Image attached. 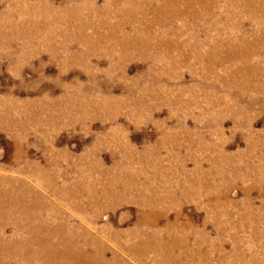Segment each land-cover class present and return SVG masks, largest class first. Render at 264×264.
Instances as JSON below:
<instances>
[{"label":"rangeland","instance_id":"374dc122","mask_svg":"<svg viewBox=\"0 0 264 264\" xmlns=\"http://www.w3.org/2000/svg\"><path fill=\"white\" fill-rule=\"evenodd\" d=\"M116 174L136 187L97 217L79 192L96 227L150 196L213 264L264 256V0H0V181Z\"/></svg>","mask_w":264,"mask_h":264},{"label":"bare ground","instance_id":"6f19581e","mask_svg":"<svg viewBox=\"0 0 264 264\" xmlns=\"http://www.w3.org/2000/svg\"><path fill=\"white\" fill-rule=\"evenodd\" d=\"M131 43L124 42L123 46ZM55 175L37 172L34 187L52 191L57 182L58 174ZM8 182L12 180L0 181V253L15 258L10 264H213L211 250L218 248L216 243L209 242V248L203 247L207 236L202 232L199 234L203 236L194 238L191 244L190 227L176 220L166 219L163 226H159L160 218L150 196L142 199L131 229L115 231L108 225L96 227L95 218L87 215L79 192L86 190L85 198L97 217L102 209H113L121 204L132 190L130 187H136L131 177L111 175L99 186L95 181L75 182L70 188L62 183L51 201L45 199L43 192L29 185L24 187L23 182L18 189L9 191L4 186ZM101 200L105 203H100ZM160 214L166 215L165 212ZM69 216H75L77 223L70 222ZM9 226L16 230L14 239L4 235ZM125 255L133 257L135 263L126 261ZM238 259L242 261L241 257ZM248 261V264H264V256L251 254ZM0 264L3 261L0 260ZM219 264H233V261Z\"/></svg>","mask_w":264,"mask_h":264}]
</instances>
